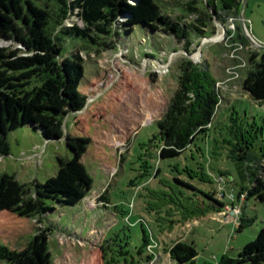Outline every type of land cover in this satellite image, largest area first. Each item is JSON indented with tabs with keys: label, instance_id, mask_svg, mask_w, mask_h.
Returning a JSON list of instances; mask_svg holds the SVG:
<instances>
[{
	"label": "rangeland",
	"instance_id": "obj_1",
	"mask_svg": "<svg viewBox=\"0 0 264 264\" xmlns=\"http://www.w3.org/2000/svg\"><path fill=\"white\" fill-rule=\"evenodd\" d=\"M191 1L155 0L163 15L173 19L188 15L184 6ZM197 2L207 13L215 10L210 12L212 32H207L209 40L195 41L189 55L174 36L152 33L141 25L120 34L124 50L84 53L85 77L79 90L88 103L84 111L67 117L64 130L66 137L90 139L82 164L93 180L92 190L74 206L44 199L55 211L42 222L0 212V245L17 252L0 264H178L169 253L177 242L193 245L198 253L186 264H229L257 238L264 227V203L256 197L239 199L240 191L251 188L254 179L249 175L251 163L229 158V141L235 139L233 124H242L245 130L254 127L260 132L253 151L264 154V103L243 88L252 55L259 52V60L264 53L250 39L264 47V0H247L245 25L240 15L222 13L215 0ZM73 23L84 25L79 19ZM85 43L78 39L79 45ZM1 46L17 47L7 41ZM186 59L208 67L217 83L219 105L206 136L200 135L181 157L161 160L154 142L157 121L179 88ZM190 96L195 99L193 93ZM66 137L47 142L30 126L10 132V153L0 157V172L15 176L36 194L60 173L61 161L73 159ZM193 156L215 183L196 185L221 188L223 201L242 208L241 218L250 221L248 227L241 230L239 221L217 212L183 221L175 205L162 206V198L155 197L153 191L165 190L161 182L179 176L172 166L194 165ZM158 168L161 174L156 177ZM261 175L264 178V172ZM103 194L110 206L100 200ZM145 236L150 247H143Z\"/></svg>",
	"mask_w": 264,
	"mask_h": 264
},
{
	"label": "trees",
	"instance_id": "obj_2",
	"mask_svg": "<svg viewBox=\"0 0 264 264\" xmlns=\"http://www.w3.org/2000/svg\"><path fill=\"white\" fill-rule=\"evenodd\" d=\"M242 1L215 0L214 4L220 6L222 13L239 16ZM197 6V0L186 3L184 8L188 15L173 19L163 15L155 0H0V157L10 153L9 133L22 127L30 126L47 142L66 137L65 120L71 114L84 111L88 103V97L79 90L85 77L87 60L84 53L102 54V49L124 50L120 46L123 31L132 33L141 25L152 33L174 36L179 44H185L184 50L189 55L195 41L207 39V32L211 31L209 22L213 20L211 11L207 13ZM184 17L193 20L187 22ZM74 19L81 20L84 25H70ZM191 33L194 39H191ZM78 39L87 43L79 45ZM2 41L17 47H3ZM68 46L72 50L65 52ZM258 58L259 52H255L243 88L253 99L264 103V53ZM207 68L195 65L190 59L183 62L179 88L165 115L157 121L159 132L154 142H157L159 159L181 157L192 149L200 135L206 136L209 132L219 105V93ZM192 93L195 99L190 96ZM230 130L235 139L229 141V158L251 163L249 175L254 179L251 188L240 191L239 199L246 194V200L256 197L264 203V178L261 175L264 154L253 151L260 130L254 127L245 130L238 123ZM65 141L73 159L61 161L60 173L40 186L36 194L15 176L0 172V212L42 222L55 211V207L48 206L44 199L74 206L91 192L93 180L82 164L90 139L67 135ZM192 160L194 165L172 166L179 176L185 177L164 180L161 183L165 184V190L152 192L156 198H162V206L175 205L183 221L204 217L209 212L223 213L228 204L223 201L224 196L218 188L208 190L196 185L215 183L207 167L194 156ZM160 174L158 168L155 176ZM100 200L111 205L106 194ZM249 222L241 218L240 229L248 227ZM143 243V247H150L146 236ZM108 244L106 241L104 252ZM169 253L178 264L193 262L198 256L193 245L183 242H177ZM16 256L17 252L0 245V260ZM228 263L264 264V227L257 238L242 249L239 258Z\"/></svg>",
	"mask_w": 264,
	"mask_h": 264
},
{
	"label": "built area",
	"instance_id": "obj_3",
	"mask_svg": "<svg viewBox=\"0 0 264 264\" xmlns=\"http://www.w3.org/2000/svg\"><path fill=\"white\" fill-rule=\"evenodd\" d=\"M220 192L223 194V190L220 188ZM222 196H225L224 194ZM241 199H246V194L241 196ZM223 215L228 218V220H235L240 221L243 210L242 208L237 205L234 201L227 204L225 211L223 212ZM232 216V217H231Z\"/></svg>",
	"mask_w": 264,
	"mask_h": 264
},
{
	"label": "water",
	"instance_id": "obj_4",
	"mask_svg": "<svg viewBox=\"0 0 264 264\" xmlns=\"http://www.w3.org/2000/svg\"><path fill=\"white\" fill-rule=\"evenodd\" d=\"M246 4H247V0H243L242 1V6H241V11H240V21L242 22V24H243V21H244V25H245L244 9H245ZM207 39L209 40L210 38H207ZM250 39L252 41V44L255 45L256 48H258L260 50H264V47L263 46L257 44L254 40H252V38H250Z\"/></svg>",
	"mask_w": 264,
	"mask_h": 264
},
{
	"label": "crops",
	"instance_id": "obj_5",
	"mask_svg": "<svg viewBox=\"0 0 264 264\" xmlns=\"http://www.w3.org/2000/svg\"><path fill=\"white\" fill-rule=\"evenodd\" d=\"M197 7H199L200 8V6H197ZM184 16V15H183ZM208 17V16H207ZM189 17H184V20H186L187 22H189V19H188ZM211 30V29H210ZM236 223V222H235Z\"/></svg>",
	"mask_w": 264,
	"mask_h": 264
}]
</instances>
